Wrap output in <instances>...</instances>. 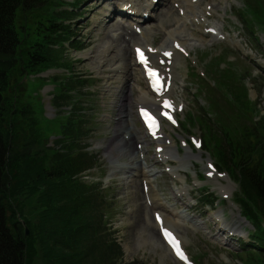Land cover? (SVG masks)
<instances>
[{"label": "trees", "instance_id": "trees-1", "mask_svg": "<svg viewBox=\"0 0 264 264\" xmlns=\"http://www.w3.org/2000/svg\"><path fill=\"white\" fill-rule=\"evenodd\" d=\"M73 17L59 10L57 0H0V264H118L123 255L120 245L103 234L101 184L82 179L95 167L89 144H83L91 137L79 101L86 82L79 85L74 78L68 89L61 83L65 77L53 79L58 83L54 105L71 104L74 112L65 110L50 121L39 94L47 79H30L52 66L71 67L62 51L51 50L68 35L65 24ZM243 100L248 103L246 96ZM218 124L216 133L223 134L215 141L219 165L241 183L238 200L256 229L257 244L251 245L258 250L247 253L244 262L264 264V117L235 135L227 122ZM51 136L56 138L50 146ZM28 205L38 210L33 218Z\"/></svg>", "mask_w": 264, "mask_h": 264}, {"label": "rangeland", "instance_id": "rangeland-1", "mask_svg": "<svg viewBox=\"0 0 264 264\" xmlns=\"http://www.w3.org/2000/svg\"><path fill=\"white\" fill-rule=\"evenodd\" d=\"M66 2H71L73 0H64ZM96 1V0H95ZM243 0H205V4L209 3L216 12H218V27L222 32V35L226 37V42H219L216 38H210L211 41H205V43L200 44L197 41V38L201 34L189 31V35L193 34L197 38H190L188 47L192 52V58L198 60L199 58H207L215 54H219L226 50L227 48L234 49L233 54H230L228 59L223 61L222 67L226 65V69H219L215 62H212L205 66L206 69V78L212 79L216 84V90L221 94L224 104L223 107H220L219 111L224 112V117L236 118L242 116L245 120H251L253 117L257 116L260 111L261 117H258L256 121L258 122L260 118L264 117V74L260 73L258 70V64L264 62V32L256 31V35L260 38V43L257 40L253 39L251 32L242 24L240 18L237 17V14L244 7ZM140 4H144L146 0L139 1ZM170 5V4H169ZM166 6L164 10H167L169 7ZM92 8V10L84 16V19H88L87 25H82L75 33L74 27L72 32L79 37H82V49L74 52L73 50H68L69 53L68 59L78 60L76 62L75 70L79 73L94 74L92 77H102L103 81H100L98 84L94 82L90 85L92 91V96L89 98L90 105L85 106L86 116H83V120L88 121L87 129L91 130L92 138L85 140L84 145L91 143L88 152L94 155L97 158V166L91 171H87L83 174V179L85 182L90 184L100 183L101 187L99 189L101 199L104 201L102 205L103 215V234L107 235L110 239L115 240L120 247H122L123 255L118 259V264L123 263H132L140 262L141 264H179L177 263L170 252L165 249L157 241L155 237V231L152 228V225L149 221L145 219L144 212V198L142 196V178L139 177V158L138 150L136 149L137 141H140L142 146V155L146 156L144 161L143 168L145 171H152L150 173L147 181L152 185L151 196L156 200V207L168 217L172 216L177 220L178 232L184 239L186 246L188 247L192 256L200 255L202 264H220L219 259L216 258V252L214 248L216 247V232L214 231L213 225L214 217L208 215L206 218L200 210V206H196V201L184 200L185 198L178 199L176 197V191L179 190V187L174 188V177L172 175H178L177 172L170 174L163 173V169L166 167L165 161H160L156 158L155 154V145H152L150 141L137 140V141H128L129 147L124 149L120 148L119 154L113 152L114 143L111 141L112 137L115 134L117 126L112 121L105 122L104 114H111L116 118H123L122 123V138H125L126 132L128 130L129 118H132V102L127 98L128 90L131 87H128L126 92L123 93L122 98L125 96L126 101L128 102L127 107L119 109L121 96L117 95V86L115 84H107L108 70L110 69V64H103L106 71L105 72H93L97 70V66H102L98 61L97 56L102 53V50L108 43H113L116 50L121 54L122 49L125 47L126 50L132 47V44L129 46L128 43L124 41V38L119 39L117 37L115 43L114 35L121 33L123 30L118 31L116 28L117 23L112 21L110 28H106L111 16H104L105 24L100 26L98 31H91L89 27V22L92 19V14L94 15L97 11L95 6L89 4L87 1L82 4V7ZM81 7V8H82ZM171 7V5H170ZM168 8V10L170 9ZM102 15V14H101ZM239 16V15H238ZM95 18V17H94ZM180 18L176 12L162 17L155 25L151 26L153 33L147 35L145 38H139V45L144 46L146 41L152 43L154 46H171L172 39H170V33L175 31L182 30ZM75 22V21H74ZM72 22V24H75ZM187 21L185 24H187ZM161 24V25H159ZM166 24V25H165ZM164 25V26H162ZM224 29V30H222ZM150 33V32H149ZM122 34H125L122 32ZM111 35V36H110ZM113 36V38H112ZM127 36V34L125 35ZM136 39H134L135 41ZM187 40V41H188ZM254 42L258 50L254 47L252 43ZM252 49V50H251ZM126 50L123 53V59L126 60L127 56L125 54ZM130 52V51H129ZM243 53V54H242ZM93 56L91 59L86 60L88 56ZM84 57V58H83ZM82 59V61L80 60ZM116 62L120 61L117 58ZM240 59L239 66L236 64H230ZM228 62V63H227ZM179 69L181 74L179 77L184 75L186 72V64H180ZM250 71H253V77L247 79L246 85L250 89V96L255 100L254 104L250 102L243 103V97L247 95V87L243 80L241 79V74L244 76H250ZM55 72V71H52ZM58 72V71H56ZM131 74H135L130 73ZM128 75V77H129ZM132 76V75H131ZM93 81L92 79H90ZM130 84L135 80H139V77L135 75V79L128 78ZM121 81V80H120ZM184 91V96L190 102L191 107L188 111H192L194 115L197 114L200 107L206 106L204 100L197 101L193 97V93L196 91V88L190 86L188 82H185L180 86ZM45 89V88H44ZM43 89V90H44ZM116 89V90H115ZM43 90L41 92H43ZM234 90V93H229V91ZM40 92V93H41ZM51 92V88L43 94V101L45 111V117L50 118L56 116V111L51 108L50 102L51 98L47 94ZM235 95H238V98H235ZM130 101V102H129ZM113 102H118L119 106L113 105ZM248 106V108H245ZM187 113V112H186ZM182 114V119L187 118ZM212 121L208 122L215 124L217 116L213 114ZM243 120V121H245ZM231 122V121H230ZM134 126L137 131L140 132V136L144 137L141 132L139 124L134 121ZM241 122H234L231 124L230 131L232 135H235V131L238 125ZM249 124L248 122H246ZM252 125V124H249ZM112 129H111V127ZM127 126V127H126ZM114 129V130H113ZM195 135H201V129L199 126H194L188 129ZM176 133L174 139L182 137L183 131L177 128L167 129L166 134ZM116 135V134H115ZM203 135V134H202ZM206 135V130H205ZM52 137L49 139V145ZM91 139V140H89ZM176 141V140H175ZM119 143L121 141L119 140ZM132 145L135 154L132 156L130 154V146ZM175 147H173L171 154L173 155ZM200 153L207 159L209 156L206 152H199L195 155H191L188 150L180 153V159L182 163H179L183 173H180V177H186L188 180L195 175H203L206 173L205 164L202 160L197 159L195 156ZM96 154V155H95ZM174 156V155H173ZM186 157L192 158L190 162L185 161ZM133 163V168L136 172L133 174H128V168L131 162ZM173 168L171 164H167ZM124 171V172H123ZM126 171V172H125ZM179 176V175H178ZM231 190H237V186L229 182H225ZM234 193V192H233ZM28 210L31 212L29 216L32 218L36 216L38 210H33V206L28 205ZM225 215L228 217L227 221L230 224H235L236 226H246L252 230V226L245 221L242 214H239L233 207L224 208ZM177 211L180 216L183 217L184 221L180 218H177L173 215V211ZM237 239L235 238L234 244L237 245ZM200 251V252H199ZM199 252V253H198ZM207 255V256H206ZM245 256V255H243ZM244 260V259H243ZM223 264V262L221 261Z\"/></svg>", "mask_w": 264, "mask_h": 264}, {"label": "bare ground", "instance_id": "bare-ground-1", "mask_svg": "<svg viewBox=\"0 0 264 264\" xmlns=\"http://www.w3.org/2000/svg\"><path fill=\"white\" fill-rule=\"evenodd\" d=\"M125 1L126 0H121V1H118L117 0V4H116V7L118 8V9H121V7H120V4H122V3H124V5H128L129 3L127 2V3H125ZM171 1V0H170ZM181 1V3L182 4H184L185 3V1L184 0H180ZM151 2V1H150ZM150 2L148 3V6L150 5ZM170 2H168V4H169ZM169 7H170V5H169ZM168 7V8H169ZM168 8H167V11H166V15H168L169 16V14H171V13H173L174 12V10L173 9H171V7H170V9L168 10ZM163 17H164V15H163ZM178 22V21H177ZM179 23V22H178ZM160 25V24H159ZM118 27H120L121 25H117ZM162 26H164V25H162ZM127 32V31H126ZM146 32H152V31H147V29L145 28V27H143L142 28V34L143 35H145V33ZM124 36H125V34H123V35H117V37L119 38V39H122V38H124ZM127 36H129L128 35V32H127ZM170 38H175V35L174 34H170ZM125 39V38H124ZM130 39H131V41H133V42H135V41H138V39H139V37L138 36H136L135 34H132V35H130ZM134 39H136L135 41H134ZM114 40V39H113ZM114 42L115 43H118L119 42V40L118 41H116V40H114ZM146 45H148V44H146ZM134 46H139L137 43L136 44H134ZM106 48V47H105ZM103 49L102 50V53L100 54V52H99V55L97 56V58L99 59L98 61H100L99 63H109V64H112V63H116V64H120L119 66H120V68H116V69H121V70H123L124 71V75L123 76H120V75H118L119 76V78H121V79H124V78H128V75L130 74V73H132V71L134 70V69H136L137 68V65H136V63H135V60H134V54H133V51H131V50H126V52H125V54H126V56H127V59L126 60H124L123 59V53L121 54V55H117V51H116V48L114 47V45H113V43H108V45H107V48L106 49ZM162 48H159V50H161ZM130 51V52H129ZM117 58H119V60L120 61H118V62H116V60H118ZM131 75H133V74H131ZM131 75H129V76H131ZM120 79V80H121ZM112 83V82H111ZM143 89H140V91H142ZM126 92V91H125ZM125 96H126V94H125ZM125 96L122 98L123 100H122V103H121V106L119 107V111H120V109H122L123 107H127V106H129L128 105V102L126 101V99H125ZM132 96H133V90L130 88L129 90H128V93H127V98L129 99V100H131V102L133 103V101H132ZM130 102V101H129ZM131 103V104H132ZM143 103H145V104H147V105H150V106H152V107H154V106H156L157 105V103H156V98L155 97H150L149 96V92H145V96H144V100H143ZM122 123H125V122H123V118H120V116H119V121H118V123H117V128H116V130H114L115 131V134H114V136L112 137V139H111V141H113V143H114V150H113V152L115 151V152H117L118 154H119V150H120V148L121 147H123L124 149H126V148H128L129 147V143H128V141L125 139V138H122V129H121V127H123L122 125ZM127 127V126H126ZM126 135L128 134V131L125 133ZM129 141H131V140H136V139H140L139 138V133H136V132H132V130H129ZM119 140L121 141V143H119ZM164 151L162 152L164 155H168V153L170 152V147L169 146H167V145H165V143H164ZM130 154H131V156H132V160H134V158H133V156H134V154H135V151L133 150V147H132V145L130 146ZM139 162V161H138ZM133 161L131 162V164L129 165L130 167L128 168V170L130 171V172H136V170H135V168H133ZM140 165V172H139V177H141V178H144V180L146 179V176H145V173L144 172H142V169H141V167H142V163H140L139 164ZM124 172V171H123ZM151 172V171H150ZM152 173V175H155V174H153V172H151ZM144 212H145V219H146V221H149L150 222V224L152 225V228H153V230L155 231V237H156V239H157V241L161 244V246H163L165 249H167L166 247H165V245H164V243H163V240L161 239V237H160V235H159V232H158V226L156 225V223H155V221H154V217H153V214L148 210V208L146 207V206H144ZM176 212V211H175ZM166 224L169 226V227H172V228H174L176 231H178V225H177V223L173 220V218H170V217H167L166 218ZM168 250V249H167Z\"/></svg>", "mask_w": 264, "mask_h": 264}, {"label": "snow or ice", "instance_id": "snow-or-ice-1", "mask_svg": "<svg viewBox=\"0 0 264 264\" xmlns=\"http://www.w3.org/2000/svg\"><path fill=\"white\" fill-rule=\"evenodd\" d=\"M138 52H139V50H138ZM166 55H170V53H166ZM140 56H141V60L142 61H144L145 63H146V61L144 60V57H143V54L141 53L140 54ZM150 72H151V70H149ZM153 76H155V73L154 72H152L151 73ZM166 106H168L167 105V102H166ZM211 167V166H210ZM157 219H159V217H157ZM165 237L169 240V242L172 244V246L174 247V249H175V251H176V253H177V255L181 258V259H185V257H184V255H183V252L181 251V249L179 248V246H178V241H176L175 240V238L171 235V233H169V232H167L166 230H165Z\"/></svg>", "mask_w": 264, "mask_h": 264}, {"label": "water", "instance_id": "water-1", "mask_svg": "<svg viewBox=\"0 0 264 264\" xmlns=\"http://www.w3.org/2000/svg\"><path fill=\"white\" fill-rule=\"evenodd\" d=\"M27 234H28V231H27Z\"/></svg>", "mask_w": 264, "mask_h": 264}]
</instances>
